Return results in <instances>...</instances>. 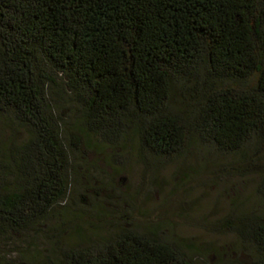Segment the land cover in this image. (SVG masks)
Returning <instances> with one entry per match:
<instances>
[{"label": "trees", "instance_id": "16d2710c", "mask_svg": "<svg viewBox=\"0 0 264 264\" xmlns=\"http://www.w3.org/2000/svg\"><path fill=\"white\" fill-rule=\"evenodd\" d=\"M0 120L28 133L0 144V248L71 213L76 156L135 138L146 164L256 149L242 172L263 174L262 209L216 228L239 244L219 264H264V0H0ZM126 224L89 244L77 228L82 243L44 264H198L159 226Z\"/></svg>", "mask_w": 264, "mask_h": 264}, {"label": "rangeland", "instance_id": "374dc122", "mask_svg": "<svg viewBox=\"0 0 264 264\" xmlns=\"http://www.w3.org/2000/svg\"><path fill=\"white\" fill-rule=\"evenodd\" d=\"M60 102L62 114L75 122L71 100ZM27 138L20 126L0 120L1 145ZM250 148L247 157L256 160L260 153ZM246 151L222 154L197 144L183 157L146 164L134 138L119 148L105 145L84 152L76 156L80 176L64 203L71 213L60 210V216L34 230L10 232L1 244L0 264H44L61 249L82 243L75 229H82L83 242L89 244L130 227L126 223L143 232L159 226L162 234L192 245L198 264H219L220 255L231 254L239 244L230 232L217 230L218 221L235 209L263 207L257 192L263 174L253 166L244 169L247 176L242 172L249 167L243 159Z\"/></svg>", "mask_w": 264, "mask_h": 264}]
</instances>
